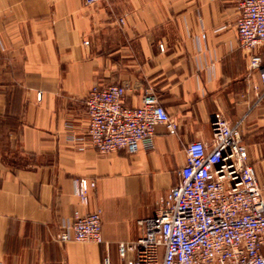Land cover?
I'll use <instances>...</instances> for the list:
<instances>
[{
    "label": "crops",
    "instance_id": "0c3cea01",
    "mask_svg": "<svg viewBox=\"0 0 264 264\" xmlns=\"http://www.w3.org/2000/svg\"><path fill=\"white\" fill-rule=\"evenodd\" d=\"M238 2L0 0V264H132L120 246L143 236L138 222L178 183L186 146L211 149L216 115L242 121L264 193V100L238 41ZM114 84L131 107L153 89L177 129L156 126L152 150L100 153L85 99ZM81 178L94 183L88 206ZM97 209L102 244L60 242L76 213Z\"/></svg>",
    "mask_w": 264,
    "mask_h": 264
},
{
    "label": "built area",
    "instance_id": "2783aa9c",
    "mask_svg": "<svg viewBox=\"0 0 264 264\" xmlns=\"http://www.w3.org/2000/svg\"><path fill=\"white\" fill-rule=\"evenodd\" d=\"M99 1L84 0L88 6ZM238 6L237 37L249 55L251 71L259 73V103L264 100V54L256 50L264 45V0H239ZM126 91L125 85L94 86L86 96L87 135L102 154L152 150L156 126L177 129L153 89L147 90L139 107L126 103ZM37 98L41 100V93ZM241 123L216 115L211 149L202 141L186 146L178 183L160 199L154 216L138 222L144 234L120 246L122 257L132 253V264H264V193L248 163ZM93 187L87 179L75 181L83 206L89 205ZM60 242L102 244V210L76 213Z\"/></svg>",
    "mask_w": 264,
    "mask_h": 264
}]
</instances>
